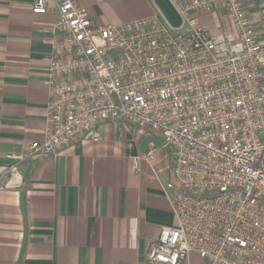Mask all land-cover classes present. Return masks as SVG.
<instances>
[{"label":"built area","instance_id":"obj_1","mask_svg":"<svg viewBox=\"0 0 264 264\" xmlns=\"http://www.w3.org/2000/svg\"><path fill=\"white\" fill-rule=\"evenodd\" d=\"M171 1L179 26L162 16L95 25L76 0H57L46 138L8 157L99 142L117 119L153 131L174 151L164 187L177 223L161 228L146 264H264V26L243 0ZM220 10L230 26L214 35L197 13ZM33 11L46 13L47 0ZM10 172L6 187L20 188Z\"/></svg>","mask_w":264,"mask_h":264},{"label":"crops","instance_id":"obj_2","mask_svg":"<svg viewBox=\"0 0 264 264\" xmlns=\"http://www.w3.org/2000/svg\"><path fill=\"white\" fill-rule=\"evenodd\" d=\"M34 1L0 0V264H146L161 228L177 223L173 192L164 187L173 180L175 155L157 133L117 119L101 126L99 142L8 157L46 138L43 80L59 8L47 0L46 13H34ZM76 1L95 25L154 16L181 24L171 0ZM243 2L254 25L264 26V0ZM197 14L214 35L230 26L225 10ZM13 165L23 178L20 188L6 187ZM190 264L204 262L192 256Z\"/></svg>","mask_w":264,"mask_h":264}]
</instances>
